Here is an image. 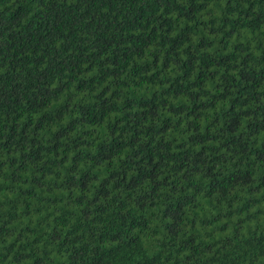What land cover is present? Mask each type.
I'll return each mask as SVG.
<instances>
[{
	"label": "trees",
	"instance_id": "obj_1",
	"mask_svg": "<svg viewBox=\"0 0 264 264\" xmlns=\"http://www.w3.org/2000/svg\"><path fill=\"white\" fill-rule=\"evenodd\" d=\"M0 264H264V0H0Z\"/></svg>",
	"mask_w": 264,
	"mask_h": 264
}]
</instances>
